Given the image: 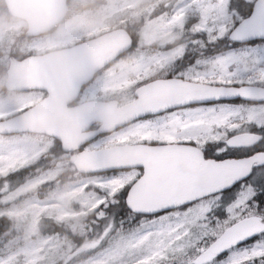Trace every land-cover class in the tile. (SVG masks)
Segmentation results:
<instances>
[{
    "label": "snow or ice",
    "instance_id": "6c2138e0",
    "mask_svg": "<svg viewBox=\"0 0 264 264\" xmlns=\"http://www.w3.org/2000/svg\"><path fill=\"white\" fill-rule=\"evenodd\" d=\"M161 7L163 31L188 35L164 58L141 56L159 75L135 88L143 97L155 80L163 99H141L130 127H99L67 161L83 173L87 264H264V0ZM218 44L185 66L189 45ZM98 65L87 57L84 75ZM236 96L255 103L219 102ZM10 155L0 174L29 162ZM9 231L0 223V236ZM12 244L0 264H17Z\"/></svg>",
    "mask_w": 264,
    "mask_h": 264
},
{
    "label": "flooded vegetation",
    "instance_id": "af4514ba",
    "mask_svg": "<svg viewBox=\"0 0 264 264\" xmlns=\"http://www.w3.org/2000/svg\"><path fill=\"white\" fill-rule=\"evenodd\" d=\"M119 1L67 0L68 9L61 19L43 14L41 9L42 13L34 17L43 24L44 29L36 34H28L27 19L9 15L4 5L5 0H0V71L6 79L8 71L19 61L23 73L29 70L37 71L34 87L21 90L3 86L0 88V100L9 105L7 110L0 111V117L42 103L43 117L78 120L101 118L105 116L106 110V106H103L102 110V103H117L122 106L135 100L138 97V89L135 88L137 82L159 75V68L155 64H141L140 57L164 58L173 51L171 45L137 46L119 53H116L117 49L114 47L78 46L108 31V17L113 16V13H108L107 2ZM158 15L147 16L148 21L150 18L157 19ZM53 21L55 23L50 25L49 22ZM143 28L145 29L136 24V33ZM203 53V49H193L189 46L185 66L194 63ZM89 56L96 57L99 65L89 70L85 76V61ZM12 104H18V108ZM101 126V121L91 123L75 136L73 141L79 146ZM124 126L131 125L127 123ZM56 141L58 146H62L60 140ZM73 152L75 150L70 154Z\"/></svg>",
    "mask_w": 264,
    "mask_h": 264
},
{
    "label": "rangeland",
    "instance_id": "374dc122",
    "mask_svg": "<svg viewBox=\"0 0 264 264\" xmlns=\"http://www.w3.org/2000/svg\"><path fill=\"white\" fill-rule=\"evenodd\" d=\"M137 3L138 2L125 0L117 4L114 9L134 6ZM170 32L171 31H163L161 24L155 19L148 26L147 37L148 40H154L157 37H164ZM7 106L8 104H2L0 102V111L7 110ZM41 151L42 147L39 145L37 139L26 138L24 136H17L12 139L0 137V159L8 160L11 159L10 154L20 153L22 155L26 154L30 160ZM12 164H15V160L12 161ZM9 166L11 167L12 165ZM17 167L19 166L15 168ZM44 179H46V177L42 176L29 181L13 193L5 196L3 200L9 201L12 197H18L22 192ZM76 182L51 191L47 198L31 197L20 203L9 205L4 209V213L10 217L16 218L19 224L25 229V244L11 251V255L15 257L17 264H24L26 259L25 254L29 251L36 252V256L33 258L38 261V264H47L50 261L52 251L58 241L57 237L52 235L34 237L33 234L37 231V223L41 216L54 215L58 219H63L75 213V210L71 206V200L73 198L80 200V190L75 187ZM41 249H43V251H40ZM74 264H87V258L81 259Z\"/></svg>",
    "mask_w": 264,
    "mask_h": 264
},
{
    "label": "trees",
    "instance_id": "16d2710c",
    "mask_svg": "<svg viewBox=\"0 0 264 264\" xmlns=\"http://www.w3.org/2000/svg\"><path fill=\"white\" fill-rule=\"evenodd\" d=\"M163 3L164 2H161L159 7H161ZM172 4H174V2ZM126 23L132 24L133 22L129 20ZM220 47L221 45L218 44L216 49H214L213 51H218ZM45 168H47L46 165L38 167L28 166L19 168L7 176L0 177V197L3 194V189H14L24 183L29 177L40 174ZM75 177L76 175L72 174L68 168H62L61 171L58 172V174L54 177V179L34 186L32 189L25 192V194L35 193L44 195V189H49L51 184H65ZM1 207L2 206L0 203V209ZM84 214L85 211L79 212L77 216L61 222L57 220L55 221L54 219H42L43 221L40 224V230L42 232L58 233L61 236V245L55 255L52 264H70L72 260L87 254L86 250L81 246L82 240L86 242L85 231L80 227L81 224L85 223V221L83 220ZM0 223H3L7 226V229H10L7 236H0V253H5L9 249L4 248V241L11 239L13 241V244L9 246L10 249L12 247H16L19 241L16 237L19 230L16 227L14 220L8 218L7 216L0 215ZM93 227L94 225L89 224L87 231L90 232Z\"/></svg>",
    "mask_w": 264,
    "mask_h": 264
},
{
    "label": "water",
    "instance_id": "95a60500",
    "mask_svg": "<svg viewBox=\"0 0 264 264\" xmlns=\"http://www.w3.org/2000/svg\"><path fill=\"white\" fill-rule=\"evenodd\" d=\"M11 6H14V2H11ZM125 30L119 29L115 30L113 32H110L109 34L103 35L97 39H94L93 41L86 43L85 46L89 47H128L130 45V38L128 37ZM15 81H20V78L15 77ZM151 85L144 87V96L141 97L142 99H163L160 97H157L159 94H152L150 93L153 88L149 87ZM238 97V96H236ZM229 98H235V97H229ZM227 99V98H226ZM141 100V99H140ZM140 100L130 103L128 106H125L122 110L123 114H121V117L117 118L118 121L124 122L132 118L133 111L136 109V106L140 103ZM37 114V110L35 109L32 113V116H26V114H18L14 117L0 120V132L8 133V132H19V131H46L51 134L57 133L59 135V130L62 127H71L73 123H70V120L64 121L59 129L57 127L58 131H52L48 129L49 127V120L35 117ZM46 123V124H45ZM45 124V125H43ZM43 125V126H42ZM60 136V135H59ZM182 165V162H180Z\"/></svg>",
    "mask_w": 264,
    "mask_h": 264
}]
</instances>
